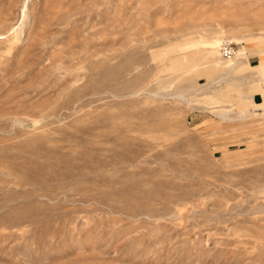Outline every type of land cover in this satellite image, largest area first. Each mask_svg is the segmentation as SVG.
Returning a JSON list of instances; mask_svg holds the SVG:
<instances>
[{
    "label": "rangeland",
    "instance_id": "obj_1",
    "mask_svg": "<svg viewBox=\"0 0 264 264\" xmlns=\"http://www.w3.org/2000/svg\"><path fill=\"white\" fill-rule=\"evenodd\" d=\"M262 69L264 0H0V264H264Z\"/></svg>",
    "mask_w": 264,
    "mask_h": 264
},
{
    "label": "crops",
    "instance_id": "obj_2",
    "mask_svg": "<svg viewBox=\"0 0 264 264\" xmlns=\"http://www.w3.org/2000/svg\"><path fill=\"white\" fill-rule=\"evenodd\" d=\"M246 60L250 66H256L260 62V57L259 55H256V54H248L246 56ZM261 74L264 75V69H262ZM256 81L258 82L259 79ZM249 102L254 107L255 106L264 107V103H262L264 102V86H260V91L254 92L250 96Z\"/></svg>",
    "mask_w": 264,
    "mask_h": 264
},
{
    "label": "built area",
    "instance_id": "obj_3",
    "mask_svg": "<svg viewBox=\"0 0 264 264\" xmlns=\"http://www.w3.org/2000/svg\"><path fill=\"white\" fill-rule=\"evenodd\" d=\"M220 50H221L222 56L226 58H229L235 52L232 45L226 41L222 42V44L220 45Z\"/></svg>",
    "mask_w": 264,
    "mask_h": 264
},
{
    "label": "bare ground",
    "instance_id": "obj_4",
    "mask_svg": "<svg viewBox=\"0 0 264 264\" xmlns=\"http://www.w3.org/2000/svg\"><path fill=\"white\" fill-rule=\"evenodd\" d=\"M234 53H235V52H234ZM221 54H222V53H221ZM235 54H236V53H235ZM231 64H234V65H235L236 63H234V61L232 62V60H231ZM240 118H241V117H240ZM244 118H245V117H243V119H244Z\"/></svg>",
    "mask_w": 264,
    "mask_h": 264
}]
</instances>
